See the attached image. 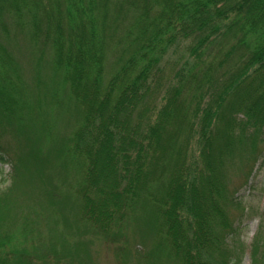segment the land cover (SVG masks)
I'll return each mask as SVG.
<instances>
[{
    "label": "trees",
    "instance_id": "obj_1",
    "mask_svg": "<svg viewBox=\"0 0 264 264\" xmlns=\"http://www.w3.org/2000/svg\"><path fill=\"white\" fill-rule=\"evenodd\" d=\"M2 13L14 22L0 28L6 35L50 43L81 111L67 146L82 160L79 218L119 243L124 221L147 203L154 245L179 264H242L228 238L245 213L237 192L264 155V0H0ZM15 63L0 41L7 112L22 94ZM7 148L0 142V162L9 163ZM26 223L30 233L38 225L30 215ZM263 228L249 264H264ZM1 239L0 264H9L10 239Z\"/></svg>",
    "mask_w": 264,
    "mask_h": 264
},
{
    "label": "rangeland",
    "instance_id": "obj_2",
    "mask_svg": "<svg viewBox=\"0 0 264 264\" xmlns=\"http://www.w3.org/2000/svg\"><path fill=\"white\" fill-rule=\"evenodd\" d=\"M1 16L0 28L5 23L13 28L12 15ZM14 31L11 29L7 36L0 29V41L14 57L13 65L23 81L13 111L0 106V142L8 147L9 154V163L0 162V242L7 234L10 241L5 248L13 251L9 264H27L19 254L30 252L49 254V264H179L167 249L154 245L157 223L147 203L124 221L120 228L124 237L119 243L107 241L79 218L73 190L81 178L77 160H82L67 146L81 111L56 68L50 43L35 44L26 30ZM182 52H170V56ZM110 59L114 60L113 55ZM1 124H6V130L13 129L4 136ZM10 133H15L19 142ZM16 157L20 160L13 170ZM237 196L245 213L237 233L228 241L243 250L242 264H249L250 243L260 225L264 226V155L258 158ZM230 214L235 219L238 210L231 209ZM28 215L38 224L31 233L25 230L27 223L22 225Z\"/></svg>",
    "mask_w": 264,
    "mask_h": 264
}]
</instances>
